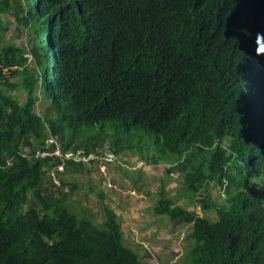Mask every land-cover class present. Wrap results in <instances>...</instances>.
Returning a JSON list of instances; mask_svg holds the SVG:
<instances>
[{
  "label": "trees",
  "instance_id": "obj_1",
  "mask_svg": "<svg viewBox=\"0 0 264 264\" xmlns=\"http://www.w3.org/2000/svg\"><path fill=\"white\" fill-rule=\"evenodd\" d=\"M7 15L36 37L34 66L4 40ZM0 40V264H147L109 207L102 224L72 211L87 202L64 177L84 163L35 157L53 137L143 151L110 130L150 132L195 202L210 188L198 203L215 221L163 192L156 206L192 226L187 264H264V0H0Z\"/></svg>",
  "mask_w": 264,
  "mask_h": 264
},
{
  "label": "crops",
  "instance_id": "obj_2",
  "mask_svg": "<svg viewBox=\"0 0 264 264\" xmlns=\"http://www.w3.org/2000/svg\"><path fill=\"white\" fill-rule=\"evenodd\" d=\"M119 154L117 162L105 164L100 161L93 162L83 165L82 172H73V174L87 173L90 181L88 194L91 196V204L107 206L115 213L121 225L123 237L138 239L140 243L148 245L156 243V241H151V238L155 237L162 241L154 245L159 249L160 255L171 254L173 260L180 259L184 254L181 244L185 242L184 238L187 234L184 229L188 228V225L182 228L180 225L182 222H173L168 216L159 215L156 212V206L162 197L161 192L173 200L176 206L181 202L179 207H185L190 211L195 210L193 203L187 204L184 198L189 194L186 187V192L180 193L178 190L181 184H184L181 188L185 186V179L175 168L176 162L167 159L162 162L153 160L145 152L140 154L135 151H122ZM133 165H135L134 169H132ZM129 172H139V175L148 179L146 187L139 181L132 184ZM93 183H96L98 188L91 187ZM78 186L79 196L82 197L84 186L82 184ZM197 212H200V208ZM100 213V210L96 211V214ZM146 225H149L148 229L145 228ZM153 233L155 236H152Z\"/></svg>",
  "mask_w": 264,
  "mask_h": 264
},
{
  "label": "rangeland",
  "instance_id": "obj_3",
  "mask_svg": "<svg viewBox=\"0 0 264 264\" xmlns=\"http://www.w3.org/2000/svg\"><path fill=\"white\" fill-rule=\"evenodd\" d=\"M6 17H8V19L10 20L11 25H10V29L7 32L6 38L4 40L9 41V43L12 46V52L14 54L16 53L19 55L20 53H19L18 49L23 47L27 52L26 56L29 57V64L34 66L36 63H35V58L32 54V48L34 47V43L36 42V37L32 38L29 34V30L24 29V28H21L20 31L22 32V34H20L18 32V29H19L18 23L14 19V17L12 15H9V16L7 15ZM0 44H3L2 40H0ZM38 96L41 98L40 93L38 94ZM41 100H42V98H41ZM37 106H39L37 108L38 112H40L44 108L49 107L48 103L44 102V100H42L40 102V105L38 104ZM42 111H44V110H42ZM108 128H110V126H108ZM113 128L114 127L112 126L111 129H113ZM113 132H115V131L110 130V132L108 133L110 140H113L115 138H120L122 136L123 139L127 140V142L129 143V147L132 146L131 150H135V149H137V147H140L143 149V151L142 152L135 151V152H138L140 154H142L143 152H146V153L152 152V155L154 156L153 160L154 159L159 160L160 154L158 156H156L154 154L156 151L158 152V148H157V146L153 145V143H152L153 142V136L150 132L138 130L137 133H129L130 135L126 134V133L122 134L121 132L114 134ZM51 144L61 145L62 144L61 139L59 137H57V138L53 137V139H51L49 141V143H47V145H51ZM110 146L111 145L109 143L107 145V147L110 148ZM99 151L100 152H98V154H102L104 151H108V148H106V147L101 148V150H99ZM120 152H122V151H120ZM118 156L120 157V154ZM163 157H164V155H163ZM97 161H99V160L98 159H91L89 161H83L82 163H84V165H88L90 163L97 162ZM117 161H119V160H116L114 162H117ZM171 161L177 162V158H174ZM100 162H102V161H100ZM114 162H112V163H114ZM160 162H162V159L160 160ZM134 168H135V165L132 166V169H134ZM86 174L79 175V174L71 173V174L65 175L64 180L66 182L67 188H71L72 185L75 184L77 187V190L79 191L78 184H82L84 186L83 187L84 191L82 192V193H84V196L80 197L79 192L75 191L73 193V200H75V199H78L79 201L80 200H86V202H87V205L82 204V206L80 205V203H82V201H80L79 203L74 202V204H71L70 206H71L72 211L77 213L80 216H83L82 214L85 213L86 210H89L91 212L95 211V213H96V211L100 210L101 213L99 215L97 214L95 217H96V220L98 221V223L102 224V218L104 216V213H103L104 207L101 206V204H99L97 206V203L93 204V205L91 204V200H90L91 196H89V194H88V188L90 186L89 185L90 181H89V178ZM129 175L132 178V181H131L132 184H135L137 181H139L140 184H142L143 186L146 187V185L149 181L145 177H142V175H139V172H129ZM252 181H253V187L258 188V189H264V179L259 180V179L253 178ZM92 185L93 186H91V187L98 188L96 183H93ZM152 185H153V183H152ZM182 185H184V184H181L179 186V189H178L180 191V193L186 192L185 186L183 188H181ZM69 190L70 189H66V191H69ZM208 191L211 192L210 188L209 187L207 188L206 186H204L201 189L200 193L197 194L196 202H195L193 200L195 195H193L191 192V189H189L188 190L189 194H187L184 198L186 199L187 204L193 203V206L195 207V210L197 211V209L199 208L198 200H200L201 197H205L206 194L208 193ZM89 192H90V190H89ZM59 193L60 192L57 191V194H59ZM173 194H174V191H173ZM212 194H213V197L217 201L218 204H221V205L224 204L225 196H223L221 194L220 190L216 189L213 191ZM74 195L76 197H74ZM178 206H181V202L178 203ZM199 214H200V216L207 217V218L211 219L212 221H215L217 219V213L214 211L202 212L200 209ZM180 225L182 228L187 227V224L184 225L183 223H180ZM145 228L148 229L149 225H146ZM191 228H192L191 226H188V228L184 229L187 232V234L184 238L185 242L181 244V250L184 251V254L178 260H173V255H171V254L170 255H160L159 249L155 248L154 245H158L162 241L155 239V237L151 238V241H156V243H150L149 245L146 243H140L138 239H128L126 237H123V241L125 244H127V246L131 247L133 250H135L137 252L140 260H143L147 264H187L188 259L190 257L189 251L192 249V246H193L192 244H194V241L190 237L192 230H193ZM143 229H144V225H143ZM152 236H155V233H153ZM130 244H133L136 247H134L133 245H130ZM149 254H151V255H149Z\"/></svg>",
  "mask_w": 264,
  "mask_h": 264
},
{
  "label": "built area",
  "instance_id": "obj_4",
  "mask_svg": "<svg viewBox=\"0 0 264 264\" xmlns=\"http://www.w3.org/2000/svg\"><path fill=\"white\" fill-rule=\"evenodd\" d=\"M98 151H91L87 152L85 149L79 148L77 150H71L64 152L61 148V145H56L54 150H46V151H36L35 157H41V158H47L52 156H59L64 159L73 160L76 162H83V161H89L91 159H98L99 161L105 162V163H111L114 162L117 159V155L113 151H104L102 154H98ZM59 170H63V166L61 165ZM56 183L58 185H61V182L59 179H56Z\"/></svg>",
  "mask_w": 264,
  "mask_h": 264
},
{
  "label": "clouds",
  "instance_id": "obj_5",
  "mask_svg": "<svg viewBox=\"0 0 264 264\" xmlns=\"http://www.w3.org/2000/svg\"><path fill=\"white\" fill-rule=\"evenodd\" d=\"M111 151V150H110ZM102 163H104L105 164V162H102Z\"/></svg>",
  "mask_w": 264,
  "mask_h": 264
}]
</instances>
